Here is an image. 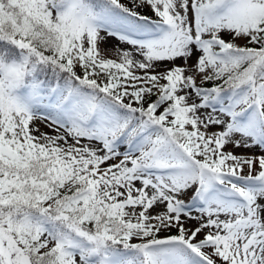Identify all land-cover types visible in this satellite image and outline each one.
I'll return each mask as SVG.
<instances>
[{
  "label": "snow or ice",
  "instance_id": "snow-or-ice-1",
  "mask_svg": "<svg viewBox=\"0 0 264 264\" xmlns=\"http://www.w3.org/2000/svg\"><path fill=\"white\" fill-rule=\"evenodd\" d=\"M0 41V264H264V0H0Z\"/></svg>",
  "mask_w": 264,
  "mask_h": 264
},
{
  "label": "clouds",
  "instance_id": "clouds-1",
  "mask_svg": "<svg viewBox=\"0 0 264 264\" xmlns=\"http://www.w3.org/2000/svg\"><path fill=\"white\" fill-rule=\"evenodd\" d=\"M72 7L70 3L68 8ZM31 75V65L25 62L22 55L10 57L0 53V103L15 106L19 95L30 82Z\"/></svg>",
  "mask_w": 264,
  "mask_h": 264
},
{
  "label": "rangeland",
  "instance_id": "rangeland-1",
  "mask_svg": "<svg viewBox=\"0 0 264 264\" xmlns=\"http://www.w3.org/2000/svg\"><path fill=\"white\" fill-rule=\"evenodd\" d=\"M1 43H2V41H0V49H1ZM100 47L103 48L104 45H103V44H100ZM122 47H123V48H128L129 46H127V45H123ZM177 63H179V61H178ZM77 71H79V69H77ZM162 82H163V81H162ZM198 83H199V81H198ZM207 86H208V85H207ZM152 99L155 100V99H156V96H153ZM161 110H162V109H161ZM45 131H48V130L45 129ZM233 151H234L235 153H241V152H246V151H257V149H251V150H248V149L239 148V149H233ZM245 171H247V169H245ZM190 223L195 224V221H191ZM165 235H166V233H161V238H163ZM132 242H139V240H138V239H134ZM77 259H79V258H77Z\"/></svg>",
  "mask_w": 264,
  "mask_h": 264
},
{
  "label": "trees",
  "instance_id": "trees-1",
  "mask_svg": "<svg viewBox=\"0 0 264 264\" xmlns=\"http://www.w3.org/2000/svg\"><path fill=\"white\" fill-rule=\"evenodd\" d=\"M10 50V51H9ZM0 51H9V56L11 57V53H16L18 55V49L15 46L7 44V42L2 41ZM212 82H208L205 86H211ZM175 231V230H173Z\"/></svg>",
  "mask_w": 264,
  "mask_h": 264
}]
</instances>
